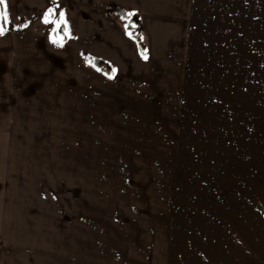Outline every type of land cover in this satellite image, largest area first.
I'll list each match as a JSON object with an SVG mask.
<instances>
[{
    "label": "crops",
    "instance_id": "obj_1",
    "mask_svg": "<svg viewBox=\"0 0 264 264\" xmlns=\"http://www.w3.org/2000/svg\"><path fill=\"white\" fill-rule=\"evenodd\" d=\"M2 7L7 31L0 32V183L6 188L0 190V264H230L225 231L232 219H248L245 209L232 213L230 202L197 197L176 215L175 222L182 218L184 224L169 226V233L158 205L148 201L124 204L118 217L80 207V216L70 219L63 185L56 190L50 176L55 169L66 172V129H125L119 120L128 122L139 108L157 104L156 79L150 77L189 71L192 26L183 24V3L4 0ZM52 7L56 17L50 20L46 11ZM110 9L139 17L146 58ZM58 17L65 42L56 38ZM71 113L84 125L66 127ZM10 162L16 166L8 175ZM255 233L254 264H264L260 221Z\"/></svg>",
    "mask_w": 264,
    "mask_h": 264
},
{
    "label": "rangeland",
    "instance_id": "obj_2",
    "mask_svg": "<svg viewBox=\"0 0 264 264\" xmlns=\"http://www.w3.org/2000/svg\"><path fill=\"white\" fill-rule=\"evenodd\" d=\"M175 1L184 5L183 24L192 26L189 71L150 77L157 104L117 120L125 129H66V172L50 176L56 190L63 185L70 219L80 207L118 217L124 204L148 201L169 233L197 197L230 202L232 213L245 209L248 219H232L225 231L226 260L254 264L259 221L264 250V0ZM66 117V127L84 125L78 114ZM15 164L7 163L8 175Z\"/></svg>",
    "mask_w": 264,
    "mask_h": 264
},
{
    "label": "trees",
    "instance_id": "obj_3",
    "mask_svg": "<svg viewBox=\"0 0 264 264\" xmlns=\"http://www.w3.org/2000/svg\"><path fill=\"white\" fill-rule=\"evenodd\" d=\"M110 12L114 15L119 16L123 21L126 23V29L128 32V35L137 43L138 49L140 51V54L142 57L146 56L147 48L145 46V43L143 41V36H141V22L139 17L136 14L129 13L123 9H110ZM0 13H4L2 4H0ZM46 16L53 20L56 17V9L55 7H52L48 11H46ZM133 18L136 19V23L133 22ZM131 23H130V22ZM57 28H56V38L59 39L62 42L67 41L66 31H65V24L61 17H58L57 20ZM0 27L3 28L2 32L7 31L6 21L0 20ZM95 62V61H93ZM102 71H106L108 69V66L103 63L102 64Z\"/></svg>",
    "mask_w": 264,
    "mask_h": 264
},
{
    "label": "snow or ice",
    "instance_id": "obj_4",
    "mask_svg": "<svg viewBox=\"0 0 264 264\" xmlns=\"http://www.w3.org/2000/svg\"><path fill=\"white\" fill-rule=\"evenodd\" d=\"M4 3V0H0V4ZM63 15V13H61V16ZM0 20H4L6 21L7 20V13L4 12V13H0ZM3 31V28L0 27V32ZM146 58V57H145Z\"/></svg>",
    "mask_w": 264,
    "mask_h": 264
}]
</instances>
